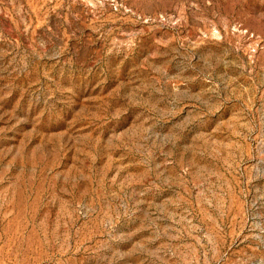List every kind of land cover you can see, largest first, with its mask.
Instances as JSON below:
<instances>
[{"label": "rangeland", "instance_id": "1", "mask_svg": "<svg viewBox=\"0 0 264 264\" xmlns=\"http://www.w3.org/2000/svg\"><path fill=\"white\" fill-rule=\"evenodd\" d=\"M0 264H264V0H0Z\"/></svg>", "mask_w": 264, "mask_h": 264}]
</instances>
